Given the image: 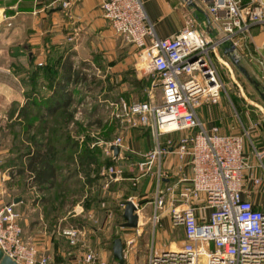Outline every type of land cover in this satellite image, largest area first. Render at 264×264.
Instances as JSON below:
<instances>
[{"label": "built area", "instance_id": "built-area-1", "mask_svg": "<svg viewBox=\"0 0 264 264\" xmlns=\"http://www.w3.org/2000/svg\"><path fill=\"white\" fill-rule=\"evenodd\" d=\"M69 4L63 1L64 7ZM100 8L115 34L139 49L140 63H145L140 65L141 70L152 72L162 89V99L157 103H130L121 98L111 104L115 108L112 114L118 119L132 127L150 128L158 141L155 149L144 154L139 169L151 172L155 162L169 152L174 140L162 146L160 136L170 132L185 133L178 139L176 153L180 159L190 157L192 166L191 184L178 195L181 206L171 211L174 225L182 226L186 239L178 248L152 251L146 264H264V209L243 196L246 172L251 167L245 152L250 132L222 133L218 124L207 127L198 112L204 104L221 102L223 81L217 62L232 73L222 52L224 44L241 48L244 56L257 65L258 78L264 84V54L260 49L257 54L258 48L252 51L248 45L251 27L264 25V1L213 0L208 13L218 31L216 37L198 31L193 19L177 34L159 37L143 0H101ZM121 143L118 137L112 144ZM108 171L115 176L120 172L114 166ZM165 194V190H157L152 216L155 224L165 207ZM202 195L212 208L207 221H201L196 213L202 208L198 207ZM131 200L139 211L138 204ZM21 221L16 203L0 207V249L4 255L18 264H52L51 254L40 252L25 239ZM60 234L70 246H77L83 236L82 230L73 225L62 227ZM82 264L107 263L89 249Z\"/></svg>", "mask_w": 264, "mask_h": 264}, {"label": "crops", "instance_id": "crops-1", "mask_svg": "<svg viewBox=\"0 0 264 264\" xmlns=\"http://www.w3.org/2000/svg\"><path fill=\"white\" fill-rule=\"evenodd\" d=\"M63 1L0 0V70L13 75L11 83L0 80V101L16 103V106L20 108L27 98L25 93L22 94L13 88L15 85L12 81L24 85V92L25 84L39 61L47 62L49 56L65 58L70 54L74 60L75 74L76 72L81 75L87 74L89 77L86 81L80 79L79 82L71 84L70 89H72L74 97L71 110L74 111V120L69 123L68 130L72 137L79 142L76 155L82 147L90 149L98 147L99 151H97L98 157H92L86 164L76 161L73 164H67V166L74 167L73 176L82 178L84 184L86 179L91 180L90 184L86 185L93 190L91 193L92 204H102L106 208L116 207L123 217L125 203L129 199H134L139 206L138 213L140 214V226L134 228L137 229V236H141L143 226L151 222L154 239L159 240V244L165 242L168 249L178 248L184 243L186 237L182 226L174 225L171 211L173 207L181 206V202L178 200L179 192L183 187L191 184L192 176L190 157L180 159L176 153L178 139L185 133L161 134L160 144L162 146H166L169 139L174 140V146H170L169 152L155 162L151 172L142 173L139 163L144 160V154L155 149L158 145L150 128L146 126L132 127L128 123L118 120L115 121L118 127L117 131L113 130L110 138L105 136L106 132L102 128L99 132L89 128L84 129L85 127L77 121L78 116L83 113L81 107L98 101L90 96L82 95L83 88L80 87L90 83L94 78L93 75L100 78L97 79L101 85L100 91L97 92H101L103 95V99L100 97V101L107 103L105 107L110 108L112 114L115 108L111 104L118 101L117 96L134 102V94L138 92L134 87L148 82L145 77L147 72L140 68L139 49L115 34L110 21L105 18L100 8L101 0H67L70 3L68 7L63 6ZM212 1L143 0L149 20L161 38L177 34L186 27L189 19L194 20L195 28L198 31L216 37L218 31L216 26L211 24V16L208 13V5ZM135 59H139V61ZM88 71H94L93 75ZM25 78L27 81L24 80ZM149 84L146 83V85ZM7 86L8 90L4 88ZM43 91L47 94L51 93L45 87H43ZM140 92L142 93V91ZM74 106H76L75 110L72 109ZM204 107L207 105L201 107L198 112L208 127L218 124L222 133H241L245 129L251 131L245 143V152L249 157L251 167L246 172L243 196L251 199L257 207L264 209V122L257 120L254 123L248 118V112H246V120L240 118L238 122H235L237 124L234 123V127H226L222 113L212 120L209 118V111H207L209 113L207 116L204 114ZM17 115L18 108L13 118ZM243 119L245 118L243 117ZM118 137L122 138V143L118 145L121 149L119 157L115 158L108 145L114 143ZM110 166L120 170L117 176L109 173ZM64 171L67 170L64 169ZM63 177L64 175L59 176L62 180ZM23 178V175L17 174L9 182L8 189H0V207L4 203H16V209L22 213L21 223L25 239L34 243L40 252H48L52 247L50 233L46 228L32 225L29 218L24 219V214L30 207L34 208L32 203H29L31 201L30 194L48 198L49 193L34 191L36 186L29 187L24 183L25 179ZM256 178L260 179L259 184L255 183ZM63 182L66 181L63 180ZM159 189L166 191L165 207L161 212L160 221L155 224L152 216L155 212L156 195ZM171 189L173 192L170 191ZM102 191L106 193L105 198L99 197L101 193L98 195V192ZM7 197L11 199L6 201ZM44 205L47 206L48 201ZM200 206L202 208L196 210L197 216L201 221L209 220L212 208L206 205L204 195L201 196L198 207ZM121 228L128 227L121 226ZM135 234H123L121 238L123 244H131ZM128 254L129 250L124 248V255L128 257Z\"/></svg>", "mask_w": 264, "mask_h": 264}, {"label": "rangeland", "instance_id": "rangeland-1", "mask_svg": "<svg viewBox=\"0 0 264 264\" xmlns=\"http://www.w3.org/2000/svg\"><path fill=\"white\" fill-rule=\"evenodd\" d=\"M249 38L248 45L252 47V51L258 48L256 53L258 54L260 49V52L264 54V25L252 26ZM227 46L228 44L222 46V52ZM237 52L260 84V87L257 88L250 82L227 55L224 58H228L227 60H229L233 74L217 62L223 81L222 99L216 105L207 103V107H204L203 110H205L204 114L206 116L209 114L207 111L210 112L209 118L212 120L222 113L226 127H234L237 124L235 122H238L240 118L246 120V112H248V118L254 123L257 120L264 122V100L260 95V91L264 92V84L258 78V67L244 56L241 48ZM136 61H139V59ZM92 72L94 71H88V73L93 75ZM92 77L94 78H92L90 83L88 82L86 86L80 87L83 88L81 93L84 96L86 95V97L95 98L98 102L81 107L83 113L78 116L79 119L77 121L85 127L84 129L89 128L99 132L102 128L107 132L114 128L113 130L117 131L118 127L115 121L117 122L120 119L111 114L110 108L105 107L107 103L100 101V97L103 99L101 92H97L101 89V85L97 80L100 78H96L94 75ZM145 77L154 81L149 85L141 83L142 85L134 87L138 91L134 94V102H160L162 89L158 86L156 76L152 72H147ZM12 78L13 75L11 73L0 70V80L11 83L10 80ZM12 83L15 85L13 88L19 90L22 94L25 93V91L23 92L24 85L17 81L16 83L12 81ZM71 86L70 84V88ZM4 88L8 90V86ZM4 88L3 91L5 90ZM116 98L120 100L121 96ZM16 105V103L0 101V189H8L11 179L17 174L20 175L21 168L25 167L24 155L28 149L29 135H25L23 129L17 125V119L11 117L12 109L19 108ZM72 109L75 110L76 106ZM69 173L70 171H66L67 175ZM28 174L29 172L25 171L21 175L25 179L24 183L29 185V187H33L31 176L28 177ZM81 183H83L82 178L73 176L67 182H63L62 179L59 180L49 191H45L49 193H47L48 198H42L41 194V197L35 194H30L29 196L31 199L29 203H32L34 208L31 209L30 207L28 209L27 213L24 214V219L29 218L32 225L46 228L50 233L52 247L47 253L52 255V264H82L84 255L89 249L96 251L98 256L103 258L107 264H117L118 260L114 257L115 240L122 238L125 233H136L131 244H123L124 248L129 250L128 257H126V262L129 264H146L152 251L160 253L168 249L165 242L159 244V240L154 239V229L151 222L143 226L141 236H137V229L131 227L121 228L122 223L125 221L121 216V212L117 211L116 207L106 208L102 204H92L91 193L93 190ZM34 191H39L40 193L41 190L35 187ZM42 191L44 192V190ZM100 193L101 196L99 197L105 198V191L98 192V195ZM10 199V197H7L6 201ZM47 201L48 205L45 206L44 203L46 204ZM28 213L29 216H27ZM69 225L76 226L83 232L82 239L77 246H70L60 234V229Z\"/></svg>", "mask_w": 264, "mask_h": 264}, {"label": "trees", "instance_id": "trees-1", "mask_svg": "<svg viewBox=\"0 0 264 264\" xmlns=\"http://www.w3.org/2000/svg\"><path fill=\"white\" fill-rule=\"evenodd\" d=\"M80 79L86 81L88 75L75 74L74 61L69 54L65 58L49 56L42 65L37 63L25 84L27 100L18 108L15 117L23 133L29 135L28 149L24 155L25 167L21 168V174L29 172L33 185L41 191L54 187L61 180L59 176L64 175L66 182L73 177L75 169L67 164L76 161L86 164L92 157H98V147H82L76 155L79 142L68 130L69 123L74 120V111L71 110L74 97L70 84ZM147 81L148 84L152 82ZM43 87L51 93H45ZM16 109H12L11 117H14ZM113 129L105 131V136L110 138ZM64 169L70 173L67 175ZM90 182V179H86L85 184H81L85 186Z\"/></svg>", "mask_w": 264, "mask_h": 264}, {"label": "water", "instance_id": "water-1", "mask_svg": "<svg viewBox=\"0 0 264 264\" xmlns=\"http://www.w3.org/2000/svg\"><path fill=\"white\" fill-rule=\"evenodd\" d=\"M264 1V0H263ZM224 54L228 56V58L234 63V65L239 69V71L257 88L260 87V84L254 78L251 71L247 68L245 63L243 62L241 56L238 54L235 46H228L224 49ZM261 98L264 100V92L260 91ZM107 145V144H106ZM110 149L113 151V154L116 158L119 157L120 147L112 144L110 145ZM124 223L122 226L137 228L139 226L140 214L137 211V207L134 202L129 199L126 203L124 212ZM114 257L118 260L117 264H125L126 260L124 257V245L123 240L121 238H117L114 244ZM0 264H18L12 258L7 255H4L3 251L0 249Z\"/></svg>", "mask_w": 264, "mask_h": 264}, {"label": "bare ground", "instance_id": "bare-ground-1", "mask_svg": "<svg viewBox=\"0 0 264 264\" xmlns=\"http://www.w3.org/2000/svg\"><path fill=\"white\" fill-rule=\"evenodd\" d=\"M141 66H145V63L141 64ZM175 249V248H174Z\"/></svg>", "mask_w": 264, "mask_h": 264}]
</instances>
